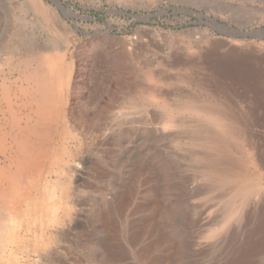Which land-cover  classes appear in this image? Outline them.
<instances>
[{
	"label": "rangeland",
	"instance_id": "1",
	"mask_svg": "<svg viewBox=\"0 0 264 264\" xmlns=\"http://www.w3.org/2000/svg\"><path fill=\"white\" fill-rule=\"evenodd\" d=\"M58 2L63 11L51 0H0V132L11 118L35 119L20 59L32 50L47 67L56 64L65 86L60 124L54 145H45L50 130L41 131L46 150L35 169L49 171L45 161L64 136L78 167L71 174L77 222L65 239L46 228L41 235L51 237L49 244L41 235L29 236L22 249L0 244V264H108L104 249L112 250L114 239L128 257L117 264H143L138 246L126 243L123 218L104 233L97 223L128 173L137 178L134 200L156 199L162 209L144 213L154 216L163 239L153 257L167 264H229L241 252L248 264H264V34L255 33L264 30V0ZM39 9L52 15L56 28ZM231 30L255 34L244 38ZM241 59L259 80L242 74ZM210 113L231 127L227 154L257 186L230 219L223 217L228 188L205 161L218 159L202 141L203 130L220 127ZM40 185L33 182V198ZM34 246L48 257L28 254Z\"/></svg>",
	"mask_w": 264,
	"mask_h": 264
},
{
	"label": "bare ground",
	"instance_id": "2",
	"mask_svg": "<svg viewBox=\"0 0 264 264\" xmlns=\"http://www.w3.org/2000/svg\"><path fill=\"white\" fill-rule=\"evenodd\" d=\"M39 12L48 26L56 28L52 15H50L46 9H39ZM31 51L26 52L27 54L20 59V63L25 68V81L31 84V88L29 92H26V95L28 96L30 104L35 107V110L32 111L35 119L27 120L23 124L20 119L15 120L11 118V120L6 123L5 130L0 132V155L2 156L0 159V244L3 246H24L23 244H25L29 236L36 239V237L44 233L46 228L53 229L58 233L59 238L65 239L68 233L75 228V223L77 222L75 216H78L76 210L77 204L74 201L75 192L71 188L73 182L71 174H75L78 167H73V150L65 141L64 136H62V140L59 141V147L56 150H52V159L45 161L50 162L49 171L45 169H35V164L40 161L41 156L44 159L43 154L41 155L40 152L44 147L46 150V146L48 147L55 143L53 141L57 135V125L60 124L61 118L59 119V117L61 112L60 109L62 108L60 104H62L61 102H63L65 97V86L63 87V81L61 82L60 77H58V75L61 74L58 72V66L55 64L53 67H47L48 62L41 58V55L44 54H41L39 58ZM34 62H37L38 65L31 69V64ZM238 63L239 66H243V69L247 68V72L242 73L245 77L251 75L254 77V80H259V77L257 79L255 78L259 73L257 71V73L252 72L251 69L247 67L249 63L248 60L241 59ZM54 106L57 109L52 112L51 108ZM51 115H55L56 118H50ZM210 117L216 122L218 121L220 127L219 129L215 128V131L208 129L203 130L206 135L202 138V141L206 142L205 145L208 152H210L208 154H215L218 156V159L216 161L206 159L205 161H208L209 167L214 169L218 185L228 188L226 193L227 197L224 201L223 217L224 219H230L239 214L245 198L253 194L257 190V186L255 183L247 181L240 175L242 172L240 167L237 166L227 154V149L233 144L230 137L232 135L231 127L225 123L222 124L223 119L216 113L215 115L211 114ZM219 119H221V121ZM55 126H57V128ZM47 130L50 131L46 137L45 146L42 140V135L44 133H41V131L47 132ZM122 131L124 132V129ZM45 150L43 152L47 153ZM114 163H118V157L116 155L114 157ZM50 168L53 171V176L56 175L52 180L48 178V175H50ZM143 170L138 171H141L143 174ZM134 174L132 175L133 177ZM139 174L141 175L140 172ZM132 176L130 173L124 176L125 179L123 184L118 187V191H116L113 196L114 198H112V201L109 203V209L100 211L97 214V223L104 233L116 228V218H123L126 243L129 246H138L137 257L141 263L167 264V262L161 261L155 258V256L153 257L155 247L163 246V239L158 235V227L155 225V222H153L154 216L149 218L145 216L146 214L144 215L150 208L155 215L157 213L159 214L162 209L159 208L160 206L157 204V201H155L156 199L150 201L142 198L137 202L134 200L135 197L133 198V196L136 192L135 184L137 178L132 179ZM34 181H36V183L41 182L40 192L35 198H33V194L30 195L33 191ZM146 182H148V179H143L140 185L144 186ZM10 185H13V188L10 187ZM151 188H153L152 190L150 189L153 198L157 197L159 195L157 194L159 189L154 186ZM137 213L143 216L135 218L133 215ZM42 237V239H48L47 244L52 241L51 237L46 238L47 235L46 237ZM113 242L114 243L109 245L112 246V250L107 248L104 249L105 258L108 261L107 263L115 264L116 262L127 260L128 257L122 247L123 245L117 242V239H114ZM169 245L172 246L171 244ZM20 248L22 249V247ZM48 250H50L49 247ZM44 252V250L35 248L34 246L33 249H31V253H27L33 254V256L37 258V261H39L48 257L47 253ZM248 263L247 258H245L241 252L229 262V264Z\"/></svg>",
	"mask_w": 264,
	"mask_h": 264
},
{
	"label": "water",
	"instance_id": "3",
	"mask_svg": "<svg viewBox=\"0 0 264 264\" xmlns=\"http://www.w3.org/2000/svg\"><path fill=\"white\" fill-rule=\"evenodd\" d=\"M52 2H54L55 4H57V7L59 8V10L63 11V8L59 5L58 0H51ZM231 33L240 36V37H252L255 33H261L264 34V30H260V31H256L255 33H251V32H242V31H237V30H231Z\"/></svg>",
	"mask_w": 264,
	"mask_h": 264
}]
</instances>
